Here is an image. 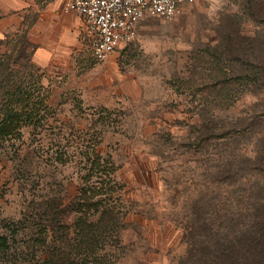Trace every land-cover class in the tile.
<instances>
[{
	"label": "rangeland",
	"instance_id": "374dc122",
	"mask_svg": "<svg viewBox=\"0 0 264 264\" xmlns=\"http://www.w3.org/2000/svg\"><path fill=\"white\" fill-rule=\"evenodd\" d=\"M238 28L264 36L243 0H197L172 20L141 22L105 63L87 40L47 68L44 120L0 141V264H44L55 245L68 264H230L214 255L264 230V169L247 160L264 149V91L232 84L246 91L232 103L201 89ZM18 48L24 70L29 49ZM255 54L264 59V46ZM214 124L233 133L198 144ZM110 205L119 221L107 216L97 246L85 245L79 232ZM192 232L205 244L193 254Z\"/></svg>",
	"mask_w": 264,
	"mask_h": 264
},
{
	"label": "trees",
	"instance_id": "16d2710c",
	"mask_svg": "<svg viewBox=\"0 0 264 264\" xmlns=\"http://www.w3.org/2000/svg\"><path fill=\"white\" fill-rule=\"evenodd\" d=\"M243 15L247 20L256 23L261 30L263 28L262 32L264 33V0H243ZM27 32L28 29H24L16 37L8 38L5 40L6 50L4 52L0 50V141L16 135L26 124L44 120V114H47L49 110L48 100L50 95L47 90L48 87L43 84L44 74L32 62L30 50L26 55L27 65L24 70L19 69L20 60L14 56L18 52L20 43L25 49H29L27 46ZM2 44L4 42L0 43V48ZM262 46H264V36H261L260 31L255 36H245L238 28L234 35H225L221 40L220 52L217 53L216 59L211 62L215 64L210 73L212 82L203 83L201 91L207 90V95L215 98L224 97L232 103L238 100L239 95L246 92L241 91L239 88H232V84L238 87L244 84L245 87L247 82L255 81L258 89L260 88L258 91H264V59L255 56V53ZM25 49L23 50L26 51ZM201 80L204 81V79ZM203 127H205V132L200 131L197 137L198 144L216 141L233 133L228 131L222 133L216 128L215 124L213 127L208 128V125ZM247 160L256 163V168L264 169V149L259 153L257 151L253 158L247 157ZM83 193L85 191L81 188L76 199H84ZM88 204L84 203L82 206L85 207ZM95 206L102 208V201L97 202ZM98 210L100 209L98 208ZM114 212H116L115 208L110 205L101 211L100 218L92 228L83 226L82 232H79V234L85 245L95 248L97 243L100 242V239L94 233V229H98L96 228L98 223L102 228L110 221L113 225L116 221H119L118 219H112L115 216ZM107 216H109L108 220L111 219L109 222L106 220ZM121 220L123 226H125V213H123L120 222ZM256 220L258 218L255 217L252 222L258 223ZM192 233L191 236L194 242L191 243L193 247L191 254L197 251L196 246H201L202 249L205 248V244L202 243L204 241L199 238V235L196 236L197 232ZM235 238V242H230L232 247H229L226 252L222 251L220 256L214 255L215 259H223L230 262V264H264V230L260 232L259 230L246 231L243 236H236ZM5 241V238H0V245H6ZM64 241L65 239L62 238L61 243H64ZM120 241V235H118L117 242L120 243ZM235 243H239L240 246L235 247ZM57 246L55 245L52 249L49 247L47 256L43 259L44 264H68V257L65 255L60 257ZM191 257L193 256L191 255Z\"/></svg>",
	"mask_w": 264,
	"mask_h": 264
},
{
	"label": "crops",
	"instance_id": "0c3cea01",
	"mask_svg": "<svg viewBox=\"0 0 264 264\" xmlns=\"http://www.w3.org/2000/svg\"><path fill=\"white\" fill-rule=\"evenodd\" d=\"M65 2L66 0H0V43L4 42L0 50H6L5 40L28 29L31 59L44 74L43 84L48 75L47 68L63 66L73 55L80 56V50L87 48L84 17L76 12L66 13ZM114 54L103 62H96L105 63Z\"/></svg>",
	"mask_w": 264,
	"mask_h": 264
},
{
	"label": "built area",
	"instance_id": "2783aa9c",
	"mask_svg": "<svg viewBox=\"0 0 264 264\" xmlns=\"http://www.w3.org/2000/svg\"><path fill=\"white\" fill-rule=\"evenodd\" d=\"M197 0H66L64 11L84 17V32L92 56L103 62L123 45L134 41L141 22L172 20Z\"/></svg>",
	"mask_w": 264,
	"mask_h": 264
}]
</instances>
